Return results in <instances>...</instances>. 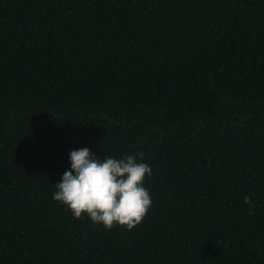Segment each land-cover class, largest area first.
I'll list each match as a JSON object with an SVG mask.
<instances>
[{
  "label": "trees",
  "instance_id": "trees-1",
  "mask_svg": "<svg viewBox=\"0 0 264 264\" xmlns=\"http://www.w3.org/2000/svg\"><path fill=\"white\" fill-rule=\"evenodd\" d=\"M82 147L151 166L134 228L52 199ZM0 264H264V0H0Z\"/></svg>",
  "mask_w": 264,
  "mask_h": 264
},
{
  "label": "clouds",
  "instance_id": "clouds-1",
  "mask_svg": "<svg viewBox=\"0 0 264 264\" xmlns=\"http://www.w3.org/2000/svg\"><path fill=\"white\" fill-rule=\"evenodd\" d=\"M68 162L69 168L53 185L52 199L66 206L73 217L86 216L105 229L116 225L130 230L149 211L152 200L144 181L152 168L141 153L120 158L104 153L100 159L82 147L68 153Z\"/></svg>",
  "mask_w": 264,
  "mask_h": 264
}]
</instances>
